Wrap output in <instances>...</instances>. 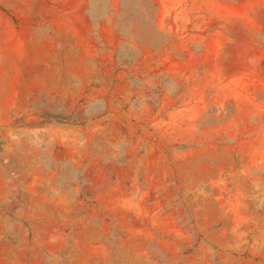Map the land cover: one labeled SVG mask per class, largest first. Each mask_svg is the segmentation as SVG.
<instances>
[{
	"label": "rangeland",
	"instance_id": "1",
	"mask_svg": "<svg viewBox=\"0 0 264 264\" xmlns=\"http://www.w3.org/2000/svg\"><path fill=\"white\" fill-rule=\"evenodd\" d=\"M0 264H264V0H0Z\"/></svg>",
	"mask_w": 264,
	"mask_h": 264
}]
</instances>
